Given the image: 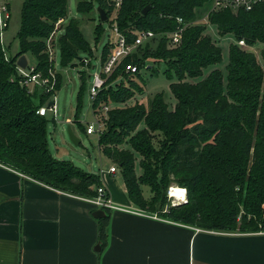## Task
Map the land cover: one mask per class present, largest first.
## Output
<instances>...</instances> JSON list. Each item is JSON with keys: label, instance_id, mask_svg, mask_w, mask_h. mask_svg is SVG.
Wrapping results in <instances>:
<instances>
[{"label": "trees", "instance_id": "16d2710c", "mask_svg": "<svg viewBox=\"0 0 264 264\" xmlns=\"http://www.w3.org/2000/svg\"><path fill=\"white\" fill-rule=\"evenodd\" d=\"M94 2L108 17L115 11L109 0H79L78 11L92 12ZM207 4L213 6V0H123L116 22L128 41H135L136 36L129 34L136 29L157 35L137 50L144 51V58L141 55L137 61L139 70L147 67L145 61L153 56L163 59L167 66L164 75L175 81L170 89L176 105L170 110L164 96L158 95L148 110L139 104L111 110L98 144L119 167L129 199L139 209L201 230L264 232V68L254 52L238 45L242 40L250 47L264 45V4L248 12L220 10L209 14L208 21L220 37L233 36L236 40L229 47L226 80L214 69L205 79L189 83L187 79L202 78L205 70L223 60L222 48L211 36H204L206 27L192 24L197 10ZM148 6L151 9L144 16L142 11ZM66 18L68 0H24L19 52L7 61L0 43V163L56 190L94 198L103 185L100 176L57 159L50 151L49 121L37 111L47 106L54 93L38 94L36 90L31 94L20 83L17 68L19 57L30 53L37 60L36 70L49 76L45 41L55 24ZM178 18L190 25L181 44L168 48L166 34L178 29ZM64 31L59 40L64 67L83 60L80 54L92 55L77 20H69ZM101 32L99 25L97 38ZM153 43L157 44L154 52L150 48ZM109 49L107 45L102 64ZM261 55L264 59V49ZM128 61L122 65L124 70ZM57 82L58 91L60 75ZM107 84L94 99L95 115L110 102L124 104L135 92L143 93L137 84L138 88L119 89ZM138 156L140 176L136 174ZM172 184L185 188L188 200L163 213ZM143 187L149 188V198ZM100 234L104 238V227Z\"/></svg>", "mask_w": 264, "mask_h": 264}, {"label": "crops", "instance_id": "0c3cea01", "mask_svg": "<svg viewBox=\"0 0 264 264\" xmlns=\"http://www.w3.org/2000/svg\"><path fill=\"white\" fill-rule=\"evenodd\" d=\"M116 174L99 175L120 208L102 220L86 198L0 163V264H264V232L201 230L141 210Z\"/></svg>", "mask_w": 264, "mask_h": 264}, {"label": "rangeland", "instance_id": "374dc122", "mask_svg": "<svg viewBox=\"0 0 264 264\" xmlns=\"http://www.w3.org/2000/svg\"><path fill=\"white\" fill-rule=\"evenodd\" d=\"M23 2L24 0H8V7L11 10L12 19L9 27L3 32L2 36V42L4 43V46H2L4 48L5 57L8 59L15 56L20 50L18 37L21 30ZM78 3L79 0H68V18H66V20L60 19L55 24L51 36L45 41V52L51 64L49 75L51 74L55 77L53 88L50 92H45V90L38 87L33 90L34 92L37 90L38 94L54 93V95L49 98L47 108L50 103L54 102L56 107L55 113L49 112L46 116L49 121L47 126L48 144L53 156L59 160L72 162L75 166L88 173L101 175L109 172L112 166L117 167V164L113 163L100 152L98 144L99 133L92 135L87 134L86 130L88 126L94 125L95 128L103 130L105 128L104 121L108 118L107 113L109 111L118 108L133 107L138 104L144 106V108L148 110L152 101L158 95H163L169 109L174 110L176 100L171 92L170 85L175 81L168 80L164 75L167 69L164 60L155 58L154 56L145 61L148 68L145 67L140 69L139 75L129 73L127 69L124 70L122 66L124 61L129 59L128 63L138 65L137 61L139 59L141 60L143 57L142 52L144 51H135L127 58L121 60L113 71L114 75L111 78L109 77L113 73L108 75L105 78V82L106 84L108 82V87H114L115 89H119L123 86L134 87V85L137 84L142 87L143 93L140 94L135 92V95L124 104H113L110 102L103 108L101 113L95 115L93 109L94 99L91 97L90 92L94 84L95 75L101 71L103 65L101 63L103 52L108 45L110 47L108 59L116 51L119 33L124 36L126 35L119 30L115 13H111L108 21L103 23L99 20V14L97 12L99 6L96 2H94V9L92 12L87 14H82L78 11ZM214 11L216 10H214L213 6L210 4L203 6L201 9L197 10L196 19L192 24L206 27L204 36H211L214 42L222 48L223 60L220 64L205 70L202 78L187 79L186 81L189 83H196L205 79L214 69L220 70L224 74L226 80L227 67L229 65V47L231 44L236 43V40L233 36L222 38L218 35L217 28L208 21L209 14ZM71 19L78 21L81 34L89 43L92 55L80 54V59L83 60H76L74 66L69 65L64 67L61 62L59 40L64 34V30ZM99 25H102V32L97 38L95 29ZM116 29L119 30V33L115 32ZM138 30L139 29H136L130 32L129 35L132 36ZM129 43H132V41L129 40ZM156 45V43H153L150 47L152 52L156 50ZM254 48L255 55L264 68V59L261 55L264 45L257 44ZM136 53L138 55H136ZM25 56L27 57L29 66H37V60L32 54L29 53ZM52 56L53 58L51 59ZM149 66H151V68H149ZM59 75L62 77V85L60 90L57 91V77ZM135 88H138V86ZM30 90H32V88ZM137 90L138 89L135 91ZM78 105L80 106L79 108ZM69 127L74 135L81 141L79 146L74 145L71 141ZM144 127V124L140 126L141 129ZM125 148L130 149L129 146ZM137 158L136 174L140 176V157L138 156ZM112 179L117 181L122 180L119 171ZM173 187L174 189L171 190V197L175 198L177 201L174 202V200L170 199L168 190V198L163 213H168L171 207L183 204L188 200L187 195L185 196V188H179L176 184L170 186V188ZM143 189L145 196H149V188L143 187Z\"/></svg>", "mask_w": 264, "mask_h": 264}, {"label": "built area", "instance_id": "2783aa9c", "mask_svg": "<svg viewBox=\"0 0 264 264\" xmlns=\"http://www.w3.org/2000/svg\"><path fill=\"white\" fill-rule=\"evenodd\" d=\"M110 5L115 9L114 13L115 16H117V13L119 9L121 8L123 4V0H109ZM258 4H264V0H213V9L216 11L220 10H231L234 13H238L239 11H252ZM12 15L11 10L8 7V0H0V43L4 46V43L2 42V36L3 32L9 27V24L11 22ZM179 27L176 31L166 34V37L168 38V48H176L178 47L183 38V33L186 30V28L190 25L188 23H185V21L181 18H178ZM116 33H119V30H115ZM136 36L135 41L132 43H129L126 36L121 35L119 33L118 40H117V48L116 51L106 60V62L102 65L101 71L95 75L94 84L91 88V97L95 99L101 89L103 88L105 84V77L113 73L115 68L118 66V64L121 62L122 59L127 58L129 55L133 54L135 51L147 44L152 42L155 38H157V35L152 31H136L134 33ZM238 45L245 50H249L251 52H254L255 48L248 46L245 41H239ZM255 53V52H254ZM53 56L51 57V59ZM8 61L9 59L6 58ZM18 68V71L21 75V84L26 86L29 89V92L32 94L34 93V88H40L45 90V92H50L51 89L54 86V76L49 75L44 76L42 72H38L36 70V66H28L26 70H23L21 68ZM127 71L132 74H136L140 72L137 65L129 64L126 67ZM32 88V90H30ZM53 102L52 106H45L40 108L37 113L40 116H47L49 112H54L56 110V107ZM102 129H97L94 127V125H89L87 129V134L92 135L95 133H99V135L102 133ZM119 171V167H111L109 170L110 174H116ZM24 176V175H23ZM169 189V197H171V190ZM186 190H185V196H186ZM88 202L95 205L97 208L102 210H118V208L109 198H107V192L104 186H100L97 188V196L94 198H86ZM185 200V199H184ZM175 202V201H174Z\"/></svg>", "mask_w": 264, "mask_h": 264}, {"label": "water", "instance_id": "95a60500", "mask_svg": "<svg viewBox=\"0 0 264 264\" xmlns=\"http://www.w3.org/2000/svg\"><path fill=\"white\" fill-rule=\"evenodd\" d=\"M151 7L148 6L146 7L143 11L142 14L145 16L148 14V12L150 11ZM97 12L99 14V18L101 22H107L109 17L107 15V12L105 10H103L101 7H98ZM17 66L23 70H26L29 66L28 64V60L27 57L25 55L21 56L18 61H17ZM53 103H50L49 106H52ZM69 136L71 141L73 142L74 145L79 146L81 144V141L74 135V133L72 132L71 128L69 127ZM180 204V203H179ZM93 216L96 219H102L105 218L107 216L106 212L104 210H97L96 212H94ZM100 250V246L98 247L97 251Z\"/></svg>", "mask_w": 264, "mask_h": 264}]
</instances>
